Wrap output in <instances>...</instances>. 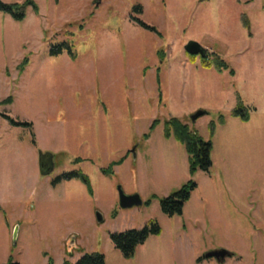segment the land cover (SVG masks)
Masks as SVG:
<instances>
[{"label": "rangeland", "instance_id": "374dc122", "mask_svg": "<svg viewBox=\"0 0 264 264\" xmlns=\"http://www.w3.org/2000/svg\"><path fill=\"white\" fill-rule=\"evenodd\" d=\"M29 1L38 12L27 7L21 21L0 11V264L75 263L77 254L92 252L105 264H264V0ZM191 41L228 70L205 69L200 55L188 56ZM62 44L76 58L65 47L51 55ZM59 71L62 77L53 75ZM39 72L43 80L35 78ZM58 91L70 94L69 106L75 98L77 111L89 112L77 116L66 102L57 108ZM99 102L107 109L101 129L83 122L87 116L97 122ZM237 108L248 121L234 115ZM198 110L203 115L192 122ZM169 114L211 143L207 172L190 175L184 146L165 140ZM3 115L31 127L11 125ZM76 134L95 144L92 161L77 167L72 154H54L53 172L39 176V151L54 152L61 137ZM112 163V175L102 174ZM72 171L88 177L87 197L63 206L59 187L51 206L39 209L33 194ZM188 181L196 188L182 215L162 213L159 200ZM118 187L150 203L120 209ZM151 223L161 233L132 257L114 248L110 234ZM218 249L231 255L221 263L197 261Z\"/></svg>", "mask_w": 264, "mask_h": 264}, {"label": "trees", "instance_id": "16d2710c", "mask_svg": "<svg viewBox=\"0 0 264 264\" xmlns=\"http://www.w3.org/2000/svg\"><path fill=\"white\" fill-rule=\"evenodd\" d=\"M32 7L35 12H38V8L31 1L25 0L22 3L6 4L0 0V11L9 14L13 19L21 21L25 18V9L27 7ZM134 10L140 11L139 8L134 7ZM143 28L154 31L153 28H148L140 20L134 19ZM80 29L82 26L79 27ZM62 47H65V51L71 59L76 58L75 54L72 53L71 48L67 44L58 45L52 47L50 53L51 55H58L63 52ZM56 48V49H55ZM190 56V55H188ZM194 57V56H190ZM210 56H205L202 61L205 62L203 67L205 69L214 68L217 72H222L227 69V66L220 59H214L209 61ZM207 63V64H206ZM27 65V58H24L20 64L19 71L22 72L24 67ZM231 76L234 75L233 70H229ZM12 98L8 97L5 103H11ZM234 115L239 117L243 122L249 120V115L245 112L244 108H237L234 110ZM3 117L9 121L11 125L31 127L29 123L17 122L10 119L8 116ZM158 121L152 122L149 130L152 131ZM164 136L169 139L173 138L181 145L184 146L187 153L188 170L190 175L194 174L196 171L207 172L212 165L211 162V143L203 141L196 133L190 131L188 125L182 123L177 118L171 117L166 120L163 124ZM149 133L144 135V139H148ZM41 152L39 151V154ZM42 154V153H41ZM121 161H119L120 163ZM116 163H112L107 169H102L101 172L104 175H112V166ZM78 180L80 181L88 191H90V183L88 177L83 175L80 171H72L68 173H63L57 176L53 181L52 185H57L63 181ZM196 188V184L193 181H188L182 185L176 192L168 197L159 200L160 209L162 213L168 216L182 215L183 207L190 199L191 193ZM149 200L143 204H149ZM161 233L160 227L156 223H151L149 226L144 227L140 230L130 229L120 233L110 234V240L114 248L121 253L124 258H130L134 255L137 246L142 245L150 236H158ZM231 255V254H229ZM203 258H199L197 261L201 262ZM50 264V263H49ZM62 264H105L104 257L100 253H89L83 254L75 263L69 261H64Z\"/></svg>", "mask_w": 264, "mask_h": 264}, {"label": "crops", "instance_id": "0c3cea01", "mask_svg": "<svg viewBox=\"0 0 264 264\" xmlns=\"http://www.w3.org/2000/svg\"><path fill=\"white\" fill-rule=\"evenodd\" d=\"M156 73H158V71H156ZM46 73H41L40 72L37 74L38 76H36L35 78L39 79L41 78V80L44 79V76L42 75H45ZM64 73H62V71H59V72H56V73H53V75H56L57 77H62ZM191 74H192V71H191ZM157 75L156 74V82L157 84H159V81H157ZM159 76V75H158ZM61 91V90H60ZM58 91L57 93V96H56V101L59 100V105H57V108H63L62 106L64 105L65 106V102H66V105H68L67 107V110H75V113L77 116H80L81 114H86L87 111L89 112V110H87L85 107H82L80 108L79 111H77V107L75 106V103L77 100H75V98L73 99L72 98V105L69 106V99H70V94L68 92H60ZM158 91V94L160 95L161 92H160V88L158 87L157 89ZM8 94V92H7ZM61 96V97H60ZM45 105H44V108L49 105V102L48 100L46 99H41ZM159 102L160 101V97H159ZM100 107V111H99V117H98V120L97 122L94 120V119H90L86 117L83 118V122L84 123H89L92 127L95 125V123H98L99 124V127L101 129V127L105 128V124H106V117H107V109H106V106L104 104H102L101 102L98 103ZM89 106V105H88ZM80 113V114H78ZM171 114L168 115V119L171 118ZM57 118L59 119L58 121H61L62 120V117L61 116H57ZM166 119V120H168ZM33 125V124H32ZM33 130L35 129L33 126H32ZM104 131H102L103 133ZM37 136V135H36ZM151 136L145 140L144 142L146 143H150L151 141ZM84 139L81 138L80 136H78L77 134L74 135L73 137H69V136H66V137H61L60 138V141H59V145H58V149L56 151H51L47 148L43 149V150H40L42 153H49L51 156L54 154L56 155H67L65 157H67L66 159H69V155L68 154H72L71 159L74 160V166L77 165V167L81 164V162L83 161L84 164L87 163L88 161H90L92 158L89 157L90 154H93L95 155V144H91V146H87L84 141ZM167 141L170 142L171 144V141H175L173 143H178L175 139L171 138V139H165ZM83 144V145H82ZM181 145V144H180ZM138 146V145H137ZM171 147H173V150H175V146L171 145ZM138 149V147H136ZM137 149H136V152H137ZM91 155V156H93ZM52 156V158H53ZM133 159L136 158V154L134 153V155L132 156ZM37 160H39V153H38V157H37ZM92 161V160H91ZM125 162L121 165H118L116 167V169L114 170L113 169V174L116 175V173H118L120 170L118 169L119 166L121 167L122 165H124ZM101 171V170H100ZM102 173V172H101ZM37 174L39 176H42L41 174H39L37 172ZM103 174V173H102ZM49 186H45L42 193H38V192H35L33 194V196H36V200H37V204L36 206L40 209V208H46V207H50L51 206V203H52V198H53V193L57 191H60L61 192V196H62V199H61V205L63 206H66L67 204H78L82 199L86 198V188L84 187V185L82 183H80L79 181L77 180H69V181H63L59 184H57L56 186H51V184L48 183ZM112 186H109L108 185V193L111 197V200L112 202L115 204V200L113 199V193H112ZM127 194V193H126ZM114 200V201H113ZM116 203L118 204V195L116 196ZM29 204H26L24 206V212L26 214H30L31 212H28L29 208H28ZM115 206V205H114ZM0 207H1V204H0ZM10 223V221H9ZM11 224H13L11 222ZM69 239V238H68ZM75 245L77 246V243L75 242ZM94 253V252H92ZM82 256V253H79L76 255V258L77 260Z\"/></svg>", "mask_w": 264, "mask_h": 264}, {"label": "water", "instance_id": "95a60500", "mask_svg": "<svg viewBox=\"0 0 264 264\" xmlns=\"http://www.w3.org/2000/svg\"><path fill=\"white\" fill-rule=\"evenodd\" d=\"M186 54L190 56L200 55L201 58L206 56V50L196 42H188L184 48ZM203 115L202 110L196 111L190 116V120L195 122L200 116ZM134 155V149L130 151ZM54 170L52 156L49 153L39 154V172L42 176H47ZM118 207L120 209H131L143 205V201L138 194H126L120 187L117 188ZM97 222H101V217L96 214ZM229 256V252L225 249L212 250L205 253V259H214L216 262L221 263Z\"/></svg>", "mask_w": 264, "mask_h": 264}]
</instances>
